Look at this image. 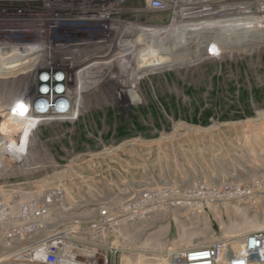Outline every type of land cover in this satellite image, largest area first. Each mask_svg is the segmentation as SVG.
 <instances>
[{
    "label": "rangeland",
    "instance_id": "374dc122",
    "mask_svg": "<svg viewBox=\"0 0 264 264\" xmlns=\"http://www.w3.org/2000/svg\"><path fill=\"white\" fill-rule=\"evenodd\" d=\"M126 6L136 8L140 3L130 1ZM158 17L127 12L121 18L141 28L168 25L167 18L156 25ZM243 33H227L226 48L221 46L215 58L198 55L207 37L186 46L179 38L176 43L170 40V55L178 54L179 59L170 69L137 73V92L129 94L132 105L117 99L110 85L95 95L80 94L76 121L36 126L21 157L0 150V156H6L0 164V196L6 199L4 192L9 190L10 197L18 195L21 201L40 200L46 191L60 187L72 210L61 219L68 223L78 217L93 220L102 208L114 212L133 191L147 187L264 185V43L255 28ZM233 37L238 40L231 42ZM14 61L0 56V127L24 122L5 112L10 107L20 111L23 105L13 104L32 86L33 76L20 73L29 67L21 69L10 63ZM8 139L0 129V145ZM254 198L235 208L220 205L209 215L217 221L212 222L213 229L220 226L217 237L228 240L264 227V189ZM166 217L154 231L140 228L132 236V229L122 225L115 264H162L167 247L189 248L210 240L190 230L178 215ZM17 225L22 222L0 226V264H28L14 259V250L2 238L3 229ZM24 245L18 240L10 248ZM229 247L238 251L236 243Z\"/></svg>",
    "mask_w": 264,
    "mask_h": 264
},
{
    "label": "built area",
    "instance_id": "2783aa9c",
    "mask_svg": "<svg viewBox=\"0 0 264 264\" xmlns=\"http://www.w3.org/2000/svg\"><path fill=\"white\" fill-rule=\"evenodd\" d=\"M130 1H138L140 7H127ZM127 12L164 13L168 25L159 27L179 25L182 30L207 27L211 21L234 31L255 25L264 43V0H0V53L19 54L24 60L19 67H29L21 75L33 76L31 89L13 104L14 108L23 105L21 110L10 107L5 114L33 121L35 128L52 122L72 123L79 115L75 94L95 95L107 85L117 99L132 105L129 91L136 94L139 79L134 41L141 27L121 18ZM250 19H257L258 24H250ZM221 43L218 36L208 38L205 56H219ZM259 189H264L259 182L147 187L133 191L114 212L102 208L93 220L78 217L68 223L61 222L72 211L62 188H52L40 200L30 201H21L15 194L10 197L7 190L6 199L0 196V226L11 221L22 225L3 229L1 234L20 262L115 264L122 225L132 229V236L140 228L154 231L166 223V216L174 214L210 240L168 250L167 232L162 264H264V227L226 240L217 237L220 226L215 231L212 222L217 221L209 217L220 205L235 208L254 202ZM18 240L25 245L11 249ZM231 242L238 244V251L230 249Z\"/></svg>",
    "mask_w": 264,
    "mask_h": 264
},
{
    "label": "bare ground",
    "instance_id": "6f19581e",
    "mask_svg": "<svg viewBox=\"0 0 264 264\" xmlns=\"http://www.w3.org/2000/svg\"><path fill=\"white\" fill-rule=\"evenodd\" d=\"M249 23L252 25L258 24L257 19H250ZM207 25H208L207 27L202 26L201 28H197L193 30H190L188 28L182 30L179 25H173L170 27L140 28L136 37L137 39H135L134 41L135 45L137 46L136 64H135L137 72L140 73V76H142V75L152 74L151 72L156 73V70L160 68L170 69L172 66V62L177 61L179 59L178 54L173 56L170 55L171 52H173L170 49V45H171L170 40L171 41L175 40L176 43L177 42L176 39L179 38L180 41L183 42V46H186L188 44H192L193 42H196L198 39H204L206 37L207 38L211 37L213 39V37L218 36L222 42L221 43L222 45L221 44L220 45L223 48H226L225 37L227 33L232 32L235 29L223 28V24L220 22L215 23L211 21V22H207ZM255 27L256 26L253 25L252 28ZM239 31L242 34H244L243 33L244 30L242 31L239 30ZM140 35H143L144 39H140L139 38ZM235 40L237 41L238 39L236 37H233V39H231V42H234ZM158 41H161V44H158V46H156L157 45L156 42ZM160 47H162L163 49L156 51V48L159 49ZM201 47L202 48L199 50L200 53L198 54L199 56H201V54H204L206 52L205 50L206 45L204 46L201 45ZM161 52L163 53L161 54ZM0 56H5L6 58L14 57L16 62L14 61L10 63L17 66L22 65L24 61V60L22 61L19 54L15 52L0 53ZM80 94L81 92H77L75 94V98H76L75 113H79V108L81 106L82 97ZM129 94H134V92L129 91ZM0 129L2 132L7 133L9 135L8 141L0 145L1 146L0 150L3 151L4 153H7L8 155H18L19 157H21L22 154L25 152L24 143H26L25 141L28 140L29 136L31 135V132L35 129V123L33 121H27V120H25L21 124L17 122L11 124L10 122H6L1 125ZM13 138L17 139L18 142L15 143L12 140ZM5 159L6 156L1 155L0 164ZM238 250H239V246H238Z\"/></svg>",
    "mask_w": 264,
    "mask_h": 264
},
{
    "label": "crops",
    "instance_id": "0c3cea01",
    "mask_svg": "<svg viewBox=\"0 0 264 264\" xmlns=\"http://www.w3.org/2000/svg\"><path fill=\"white\" fill-rule=\"evenodd\" d=\"M159 17L155 20V21H157L156 23H158V24H156V25H162V24H165L166 22L164 21L165 19H163V18H167L168 19V15L167 14H164V13H156ZM161 17V18H160ZM197 234H201V233H197ZM199 243H201V242H199Z\"/></svg>",
    "mask_w": 264,
    "mask_h": 264
}]
</instances>
